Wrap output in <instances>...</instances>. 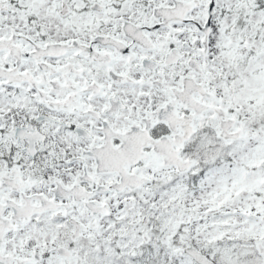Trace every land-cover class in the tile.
Segmentation results:
<instances>
[{
	"label": "snow or ice",
	"instance_id": "obj_1",
	"mask_svg": "<svg viewBox=\"0 0 264 264\" xmlns=\"http://www.w3.org/2000/svg\"><path fill=\"white\" fill-rule=\"evenodd\" d=\"M0 264H264V0H0Z\"/></svg>",
	"mask_w": 264,
	"mask_h": 264
}]
</instances>
